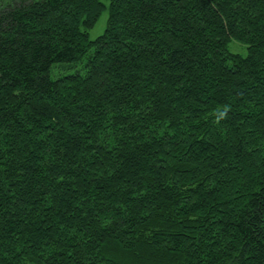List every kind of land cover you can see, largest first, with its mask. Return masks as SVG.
Returning a JSON list of instances; mask_svg holds the SVG:
<instances>
[{"label": "trees", "instance_id": "obj_1", "mask_svg": "<svg viewBox=\"0 0 264 264\" xmlns=\"http://www.w3.org/2000/svg\"><path fill=\"white\" fill-rule=\"evenodd\" d=\"M108 1L0 0V264H264V0Z\"/></svg>", "mask_w": 264, "mask_h": 264}, {"label": "rangeland", "instance_id": "obj_2", "mask_svg": "<svg viewBox=\"0 0 264 264\" xmlns=\"http://www.w3.org/2000/svg\"><path fill=\"white\" fill-rule=\"evenodd\" d=\"M106 5L107 8L105 9V11L102 13L101 17L99 18L97 24L89 29V37L91 40L96 39L97 37H99L100 35H102L107 27V22H108V17H109V1L108 0H103ZM230 50L232 52H238L241 53L242 55H246L247 54V45L242 43L239 40L233 39L230 43ZM80 71L81 73L84 72V68H83V63H66V64H56L53 67V72L52 75L54 77H58L61 75H64L66 73H74Z\"/></svg>", "mask_w": 264, "mask_h": 264}]
</instances>
